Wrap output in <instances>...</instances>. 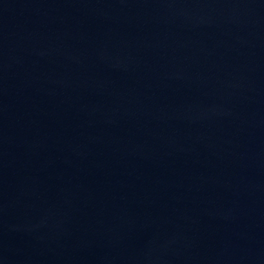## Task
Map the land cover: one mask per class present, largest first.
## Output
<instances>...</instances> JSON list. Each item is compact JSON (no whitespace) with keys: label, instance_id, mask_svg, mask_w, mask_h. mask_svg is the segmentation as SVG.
Instances as JSON below:
<instances>
[{"label":"water","instance_id":"1","mask_svg":"<svg viewBox=\"0 0 264 264\" xmlns=\"http://www.w3.org/2000/svg\"><path fill=\"white\" fill-rule=\"evenodd\" d=\"M0 264H264V0H0Z\"/></svg>","mask_w":264,"mask_h":264}]
</instances>
